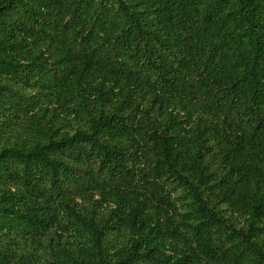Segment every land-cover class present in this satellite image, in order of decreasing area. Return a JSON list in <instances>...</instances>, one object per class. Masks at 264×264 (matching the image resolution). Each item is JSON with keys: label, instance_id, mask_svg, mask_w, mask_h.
<instances>
[{"label": "trees", "instance_id": "16d2710c", "mask_svg": "<svg viewBox=\"0 0 264 264\" xmlns=\"http://www.w3.org/2000/svg\"><path fill=\"white\" fill-rule=\"evenodd\" d=\"M0 264H264V0H0Z\"/></svg>", "mask_w": 264, "mask_h": 264}]
</instances>
